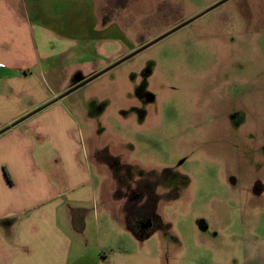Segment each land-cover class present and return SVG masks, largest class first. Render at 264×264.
Wrapping results in <instances>:
<instances>
[{"label": "rangeland", "instance_id": "374dc122", "mask_svg": "<svg viewBox=\"0 0 264 264\" xmlns=\"http://www.w3.org/2000/svg\"><path fill=\"white\" fill-rule=\"evenodd\" d=\"M10 1L46 29L52 54L66 46L32 72L46 105L75 120L95 189L71 204L73 224L63 212L74 264L262 256L264 0ZM33 137L47 169L64 171L49 137ZM132 214L149 231L130 229Z\"/></svg>", "mask_w": 264, "mask_h": 264}, {"label": "crops", "instance_id": "0c3cea01", "mask_svg": "<svg viewBox=\"0 0 264 264\" xmlns=\"http://www.w3.org/2000/svg\"><path fill=\"white\" fill-rule=\"evenodd\" d=\"M45 30L12 1L0 0V130L6 128L0 135V264L79 261L78 252L72 257L76 243L61 220L65 212L73 224L71 204L95 197L91 175L79 160L75 120L61 102L46 105L49 99L32 72L41 61L66 53L61 43L51 53ZM37 132L60 152L64 171L47 169L49 158L36 152L41 148L33 137ZM244 253L245 264H263L264 252L260 256L246 248Z\"/></svg>", "mask_w": 264, "mask_h": 264}, {"label": "flooded vegetation", "instance_id": "af4514ba", "mask_svg": "<svg viewBox=\"0 0 264 264\" xmlns=\"http://www.w3.org/2000/svg\"><path fill=\"white\" fill-rule=\"evenodd\" d=\"M112 1H115L117 6L122 7V6H124L127 3L128 0H112ZM106 16H107L106 14L102 15V17H106ZM109 16H111V15H109ZM133 216L134 215L132 214L128 218H126V220H127L126 224L128 225V227H130V229H133L135 231H142V230L149 231V229H150V227L152 225V222L149 221V222H144L143 223L142 221H138L137 223L135 222L136 226H134L133 225L134 223L132 224V222H130V221L133 220V218H132Z\"/></svg>", "mask_w": 264, "mask_h": 264}, {"label": "trees", "instance_id": "16d2710c", "mask_svg": "<svg viewBox=\"0 0 264 264\" xmlns=\"http://www.w3.org/2000/svg\"><path fill=\"white\" fill-rule=\"evenodd\" d=\"M6 174H7V176H8V179H9V181L11 182V179H10V177H9L8 173H6Z\"/></svg>", "mask_w": 264, "mask_h": 264}]
</instances>
